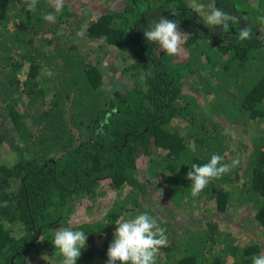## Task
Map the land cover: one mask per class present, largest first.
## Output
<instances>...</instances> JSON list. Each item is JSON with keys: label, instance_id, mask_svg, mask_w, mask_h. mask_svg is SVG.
Instances as JSON below:
<instances>
[{"label": "trees", "instance_id": "1", "mask_svg": "<svg viewBox=\"0 0 264 264\" xmlns=\"http://www.w3.org/2000/svg\"><path fill=\"white\" fill-rule=\"evenodd\" d=\"M69 1L49 23V0H38L34 12L23 0H0V145L15 154L0 162V264H38L28 258L32 250L60 264L52 244L60 228L87 235L76 264H107L113 223L142 212L166 229L156 264H252L264 242V0H195L241 19L227 33L205 25L187 0H124L102 11ZM161 16L189 34L183 61L144 39ZM246 26L251 38L240 41ZM81 38L95 39V48L84 50ZM109 47L132 57L122 69L131 84L119 94L101 68ZM38 74L52 87L50 99ZM213 154L239 163L193 197L186 174ZM142 158L160 175L151 181L160 196L139 207L140 194L148 195L137 172ZM102 185L116 190L105 218L68 222L74 200L83 204ZM242 205L251 207L259 241L237 238L221 218ZM164 206L177 221L162 216Z\"/></svg>", "mask_w": 264, "mask_h": 264}, {"label": "clouds", "instance_id": "2", "mask_svg": "<svg viewBox=\"0 0 264 264\" xmlns=\"http://www.w3.org/2000/svg\"><path fill=\"white\" fill-rule=\"evenodd\" d=\"M65 0H49V6L53 11L45 12L43 19L49 23H56L57 15L63 11ZM38 0H23L24 10L36 11ZM193 8L203 11L205 5L193 2ZM241 19L232 13L217 8L213 3L204 14V23L209 28L221 27L227 33L231 25H239ZM84 37L85 32L77 33ZM189 34L181 32L178 23L167 17L153 20L143 31L145 41L156 44L169 56H174L181 50L185 38ZM252 29L243 27L239 30L236 38L245 41L251 38ZM104 39V38H102ZM43 75L51 77V70H46ZM224 158L219 154L211 155L210 159L203 164H192L186 177L191 181V195L198 196L211 181L221 178L231 171L239 163L233 159L230 163L223 162ZM114 238L107 249V264H156L160 249L168 243L166 229L161 227L156 218L147 212L138 213L128 219L117 221L115 224ZM87 235L81 230L60 228L54 233L52 244L62 257L60 264H76L81 255V250L86 246ZM252 264H264V254L251 257Z\"/></svg>", "mask_w": 264, "mask_h": 264}, {"label": "rangeland", "instance_id": "3", "mask_svg": "<svg viewBox=\"0 0 264 264\" xmlns=\"http://www.w3.org/2000/svg\"><path fill=\"white\" fill-rule=\"evenodd\" d=\"M193 5V0H187ZM71 5L75 9H82V8H87L89 10H96V11H102L107 8H113V9H120L124 3V0H117L114 2H102L99 0H70L69 1ZM259 2L257 1L253 3L251 6H247L248 9H255L259 7ZM206 5H209L207 3ZM207 9H203V11H199L203 16L207 12ZM179 30L182 32L180 27L178 26ZM8 34V33H7ZM81 43L84 47V50H87L88 48H95L97 41L95 39H83L81 38ZM50 45V44H49ZM46 45V46H49ZM122 52V53H121ZM125 50L122 49H114L112 47H109V52H106L105 55V60L103 64L101 65L102 72L105 76L106 79V85L112 90L115 91L119 94L120 91H122L124 88H127L130 86L131 81L127 77L129 74L127 73L124 74L122 72L123 67L125 64L129 63L131 61V56H129ZM104 54V53H103ZM187 51L181 46V50L179 51L178 54L172 56L174 61L177 60H184L186 57ZM26 61L24 62V65L22 66L18 76L20 79H23L24 76L27 74V64H25ZM208 64H206V67ZM35 79H40L39 74L35 77ZM40 81V80H39ZM39 84H42L47 90L46 94L44 95L46 99H50L53 95V90L52 87L48 84L43 82L42 80L39 82ZM48 85V86H47ZM26 94L23 95L24 98H26ZM1 119V118H0ZM4 119V118H3ZM29 118H27L28 120ZM6 119L1 122L0 124L4 125L6 122ZM29 121V120H28ZM15 157L14 151L11 149V147L8 144H1L0 145V162H5V163H12V159ZM146 160L142 158L141 160L138 161V176L142 180L146 181V191L149 195L145 194H140L138 204L136 206L142 207L145 206V203H158L159 202V197L160 196L159 191L153 187V184L151 183L152 180L158 179L160 175L154 176L152 170L147 169V163L145 162ZM101 188V187H99ZM102 188L104 189L103 193H100L94 197H89L86 196L83 204H78L79 201L76 202L74 200V203L71 205V213L68 217V222L71 223H77V222H82V221H89V220H95V219H103L106 216L107 210L110 208L112 201L116 197V190L108 188L106 185H102ZM127 186L123 192V195L125 191H127ZM158 199V200H156ZM163 202V201H162ZM164 205L165 202H163ZM206 201L205 199L202 200L201 204H205ZM135 204V203H134ZM133 202H129L128 206H134ZM251 207L249 205H242L239 209H234V210H229L226 213L222 215L221 218L228 219L229 223L231 224L230 227V232L235 235L237 238L241 239L242 241H247L249 238L252 236L253 238H256L257 241H259L260 236L257 234L260 230L259 225L257 224L256 221H254L253 216H252V211L250 209ZM162 216L167 220H177L176 214H172L170 207L164 206L162 208ZM174 221V222H175ZM117 221L113 223L114 226H116ZM115 232V227L113 228ZM97 234V232L94 233V236ZM88 239L86 240V243ZM260 245L262 247L261 251H259V254H264V242L260 241ZM47 254V253H46ZM42 254V252L38 251H31L29 254V257L31 259V262H35L38 264H51L48 256ZM92 260H96V257H93ZM86 260L83 259V261L78 262L77 264H84Z\"/></svg>", "mask_w": 264, "mask_h": 264}]
</instances>
